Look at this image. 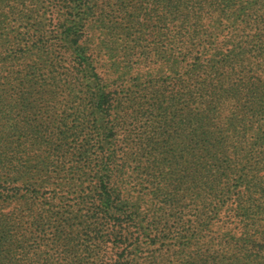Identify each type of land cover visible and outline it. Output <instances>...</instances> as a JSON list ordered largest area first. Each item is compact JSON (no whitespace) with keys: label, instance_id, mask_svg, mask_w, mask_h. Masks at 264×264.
Wrapping results in <instances>:
<instances>
[{"label":"rangeland","instance_id":"rangeland-1","mask_svg":"<svg viewBox=\"0 0 264 264\" xmlns=\"http://www.w3.org/2000/svg\"><path fill=\"white\" fill-rule=\"evenodd\" d=\"M262 110L263 0H0V264L3 230L23 264H211L264 203Z\"/></svg>","mask_w":264,"mask_h":264},{"label":"trees","instance_id":"trees-1","mask_svg":"<svg viewBox=\"0 0 264 264\" xmlns=\"http://www.w3.org/2000/svg\"><path fill=\"white\" fill-rule=\"evenodd\" d=\"M67 20L69 19L64 18V25H58V27H62L61 34H64L63 38H69V35H72L74 39L78 38L80 29L67 32L65 31L67 28L63 30L66 26ZM73 37H71V39H73ZM253 37L256 36L254 35ZM79 63H81L83 67L86 65V67L83 69L84 71L93 74L94 93L92 96L96 100V110L99 111L101 118L104 119L108 112L109 96L107 93H105V91H103L104 85L97 76V73L93 68L94 66H91L88 61L84 60ZM207 81L208 80H206V82ZM208 82H211V85H215L214 79H210ZM171 157L173 158L171 162L174 164V168L178 169L182 173V177L191 176L193 179H195V175L198 173V164L192 163L188 159H186V161H182V159L185 158L184 155L171 153ZM103 178H107V175H104V177H101L100 179V212L105 217L115 216L114 220L111 222L113 228L109 233H107L106 241H111L112 243L121 242L124 238L122 233L117 230L119 223L116 221V218L118 217H116V215L120 211L123 212V207L122 205H119L117 202H115L114 192L112 190H108L105 183L107 180H104ZM260 184V181L256 182L257 186H260ZM249 197H251V194H249ZM136 208L137 207H132L134 217L136 216ZM254 211V219H250L246 215L247 222L242 227L239 237H234L232 235L229 238L222 239L223 241L220 243L216 242L210 244L209 242L210 245L208 250L211 249V253L209 252L207 256L210 258L209 260H211V264H237L241 259H245L250 262L241 264H264V259H262L264 256V203L256 205V209ZM96 213L97 212H93V214ZM93 214L91 213L89 217H94ZM59 227L60 229L55 231L57 240L62 238L60 235V230H62L63 227H66V223L60 224ZM10 232L11 231L7 230L1 231V264H23L21 260L22 257L28 255V253H30L32 250L38 249V246L36 245L37 242H35L33 245L36 235L31 236L26 234L25 231H20L19 238H13L11 237ZM85 236L89 238V234H85ZM201 255L202 253H199L198 259L202 264V262L205 260L202 259ZM43 257L46 258L47 254H43ZM64 264L72 263L65 262Z\"/></svg>","mask_w":264,"mask_h":264}]
</instances>
